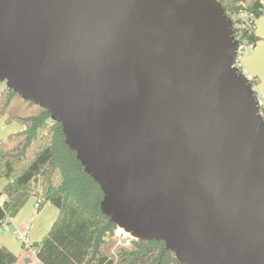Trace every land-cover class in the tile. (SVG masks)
<instances>
[{"label":"water","instance_id":"obj_1","mask_svg":"<svg viewBox=\"0 0 264 264\" xmlns=\"http://www.w3.org/2000/svg\"><path fill=\"white\" fill-rule=\"evenodd\" d=\"M218 0H0V83L46 110L102 212L182 264H264V116Z\"/></svg>","mask_w":264,"mask_h":264},{"label":"trees","instance_id":"obj_2","mask_svg":"<svg viewBox=\"0 0 264 264\" xmlns=\"http://www.w3.org/2000/svg\"><path fill=\"white\" fill-rule=\"evenodd\" d=\"M218 1L232 19L240 45L245 42L255 48L260 41L256 21L261 17L264 0ZM242 13L253 14L254 18L245 21ZM251 82L257 86V81ZM13 97L22 99L7 87L1 93L0 117L10 111ZM36 107L34 114L11 115L24 130L10 137L11 148L0 144V180L8 181L0 191V230L30 199L36 198L37 212L48 204L59 210L49 233L31 245L40 264H182L159 241L132 240L130 246L119 247L112 254L118 227L102 212L104 194L100 185L66 145L62 125L53 122L48 111ZM22 247L29 251L24 244ZM18 262L17 255L0 246V264Z\"/></svg>","mask_w":264,"mask_h":264},{"label":"crops","instance_id":"obj_3","mask_svg":"<svg viewBox=\"0 0 264 264\" xmlns=\"http://www.w3.org/2000/svg\"><path fill=\"white\" fill-rule=\"evenodd\" d=\"M256 35L260 38V41L251 53H248V55L242 58L241 67L247 75L256 79L257 88L260 91H264V17H260L256 21ZM21 126L22 130H24V126ZM7 183L8 181L6 180L5 185H7ZM2 189L4 188H1V190ZM37 203L36 198L30 199L16 217H14L9 224L3 226L1 230L11 226L12 233H7L4 236L5 238L1 239L3 242H0V246L9 247L11 242L13 243L14 240L11 234L14 237L17 236L19 242H21L23 246L20 235L24 233L27 228L32 244L38 241L40 242L49 233L52 225L59 217V210L54 206L45 205L41 211L37 212ZM35 212H37V214H35ZM11 251L15 255H18V264H40L37 260V256L33 259L28 255V251L22 250L21 253L18 252V250Z\"/></svg>","mask_w":264,"mask_h":264},{"label":"rangeland","instance_id":"obj_4","mask_svg":"<svg viewBox=\"0 0 264 264\" xmlns=\"http://www.w3.org/2000/svg\"><path fill=\"white\" fill-rule=\"evenodd\" d=\"M246 55H248V54H244L243 58ZM5 88H6V84L5 83H0V95L5 90ZM254 89L255 90H259L257 87H254ZM263 89H264V87H263ZM12 102H13L12 103V107L10 108V111L8 112V114L3 116V117H0V144L1 143L6 144L7 148H11L13 146V143L12 144L9 143L10 137L22 131V126H21L22 124L19 123L16 120H13L11 118V115H30V114H34V113L37 112V107L36 106H34V105L30 104V103H27V102H25L24 100H22L20 98L13 97L12 98ZM5 184H6V180L5 179L4 180H0V190H1V188H4L6 186ZM48 205L49 206H53L51 204H48ZM35 214H37V212H35ZM119 230L120 229L118 228L116 230V232H115V235H114V239L116 241V244L112 248V254L116 253L117 248L123 246L122 245V241L119 240V239L117 240L115 238L116 234H117V232ZM26 232H28V228L25 230V233ZM7 233H12V227L11 226H8L6 229H3V230L0 231V242H3V241H1V239L5 238L4 236ZM11 236L13 237L14 241H13V243L11 242L9 247H6V248H9L10 251L11 250H18V252L21 253V251L23 249L21 242H19L17 236L14 237L12 234H11ZM37 243H39V241ZM123 247H125V246H123ZM28 252H29V254H28ZM28 252H27V254L30 255V257H32L33 259H35V256H37L36 252L33 251V250H30V249H29ZM20 253H18V254H20Z\"/></svg>","mask_w":264,"mask_h":264},{"label":"built area","instance_id":"obj_5","mask_svg":"<svg viewBox=\"0 0 264 264\" xmlns=\"http://www.w3.org/2000/svg\"><path fill=\"white\" fill-rule=\"evenodd\" d=\"M261 17H264V1H263V6H262V14ZM254 16L253 14H249V13H242L241 14V19H244L245 21H249L250 19H253ZM237 39V38H236ZM239 42V51H238V56H237V60H236V65L238 67H241V61L243 58L244 54H248L250 53L254 48L253 46L246 44L245 42L241 43L240 45V41L239 39H237ZM243 70V69H242ZM245 72V71H244ZM246 74V72H245ZM247 75V74H246ZM247 77L250 79V81H256L255 78L247 75ZM252 83V82H251ZM253 87H257V86H253ZM257 95H258V101H259V106L261 108V111H263L264 109V91H260V90H256ZM39 203V201H38ZM38 203H37V207H38ZM11 222V220H7L3 226L9 224ZM22 243L27 247V248H31V241H30V237L28 235V232H24L20 235ZM117 240H121L122 241V245L123 246H130L132 243V240H134L129 234L125 233L124 231H122L121 229L117 232L116 237Z\"/></svg>","mask_w":264,"mask_h":264}]
</instances>
